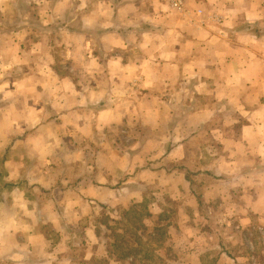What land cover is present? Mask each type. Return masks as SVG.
Masks as SVG:
<instances>
[{
	"label": "clouds",
	"instance_id": "obj_1",
	"mask_svg": "<svg viewBox=\"0 0 264 264\" xmlns=\"http://www.w3.org/2000/svg\"><path fill=\"white\" fill-rule=\"evenodd\" d=\"M210 262L264 264V0H0V264Z\"/></svg>",
	"mask_w": 264,
	"mask_h": 264
},
{
	"label": "rangeland",
	"instance_id": "obj_2",
	"mask_svg": "<svg viewBox=\"0 0 264 264\" xmlns=\"http://www.w3.org/2000/svg\"><path fill=\"white\" fill-rule=\"evenodd\" d=\"M194 183V182H193ZM198 191L197 188L193 187L192 189V195H193V203H195V199H196V192ZM181 192H183V189H181ZM171 207L174 209L176 207V205H171ZM190 211V210H189ZM143 214V210H138V209H134V211H132L130 214H129V219L131 222H136L140 216ZM173 216L175 215V212H172L171 213ZM203 215V213H202ZM161 219L163 220L164 217H161ZM106 223V219L104 221ZM157 233H158V238H163V231L162 229H157ZM117 248L120 247V242H119V238L117 240V245H116ZM170 251V250H169ZM210 264H214V262H210Z\"/></svg>",
	"mask_w": 264,
	"mask_h": 264
},
{
	"label": "crops",
	"instance_id": "obj_3",
	"mask_svg": "<svg viewBox=\"0 0 264 264\" xmlns=\"http://www.w3.org/2000/svg\"><path fill=\"white\" fill-rule=\"evenodd\" d=\"M189 179H191V177H189ZM134 211V210H133ZM98 223H100V221H98Z\"/></svg>",
	"mask_w": 264,
	"mask_h": 264
}]
</instances>
